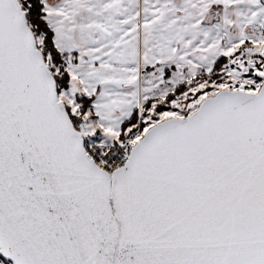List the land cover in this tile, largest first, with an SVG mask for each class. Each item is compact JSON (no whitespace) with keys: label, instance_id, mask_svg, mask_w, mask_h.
Returning a JSON list of instances; mask_svg holds the SVG:
<instances>
[{"label":"snow or ice","instance_id":"obj_1","mask_svg":"<svg viewBox=\"0 0 264 264\" xmlns=\"http://www.w3.org/2000/svg\"><path fill=\"white\" fill-rule=\"evenodd\" d=\"M0 264H264V0H0Z\"/></svg>","mask_w":264,"mask_h":264}]
</instances>
